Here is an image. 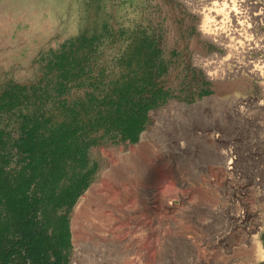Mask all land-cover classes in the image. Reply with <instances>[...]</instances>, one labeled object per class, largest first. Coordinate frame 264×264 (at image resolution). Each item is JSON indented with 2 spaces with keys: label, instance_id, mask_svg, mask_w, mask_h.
Segmentation results:
<instances>
[{
  "label": "rangeland",
  "instance_id": "374dc122",
  "mask_svg": "<svg viewBox=\"0 0 264 264\" xmlns=\"http://www.w3.org/2000/svg\"><path fill=\"white\" fill-rule=\"evenodd\" d=\"M214 1L0 0V100L10 84L27 85L22 105L0 111V130L11 138L21 136L23 116L64 118L56 99L88 108L93 98L104 100L118 85L148 75L155 90L168 94L148 112L135 143L117 133L94 135L100 144L89 150L92 180L68 212L57 214L68 219L67 264H264V112L259 106L239 110L243 100L259 103L264 88L207 35L202 13ZM225 6L246 12L253 36L264 41V0H226ZM84 37L93 46L82 45ZM63 53L80 59L70 82L55 66ZM214 54L215 69L223 68L215 74L207 64ZM150 90L139 88L132 96L147 97ZM178 104L187 110L174 121L181 136L173 143L183 146L163 147L139 174L130 159ZM193 122L207 124L203 133L197 130L207 134L204 140L187 137ZM194 151L198 161L183 166ZM228 152L234 157L230 169ZM82 202L76 239L72 217Z\"/></svg>",
  "mask_w": 264,
  "mask_h": 264
},
{
  "label": "trees",
  "instance_id": "16d2710c",
  "mask_svg": "<svg viewBox=\"0 0 264 264\" xmlns=\"http://www.w3.org/2000/svg\"><path fill=\"white\" fill-rule=\"evenodd\" d=\"M82 45L93 46V39L84 37ZM56 59L65 81L78 76L73 70L80 59L66 53ZM148 86V96L135 100L132 93ZM25 91L27 85L10 84L0 111L22 105ZM167 97L155 90L148 75L118 85L104 100L93 98L88 108L56 99L54 107L65 117L23 116L17 139L0 130V264H67L71 234L67 216L57 214L68 212L92 180L96 167L90 164L89 150L100 144L94 135L103 131L104 139L117 133L135 143L148 112ZM93 103L99 107L96 115Z\"/></svg>",
  "mask_w": 264,
  "mask_h": 264
},
{
  "label": "bare ground",
  "instance_id": "6f19581e",
  "mask_svg": "<svg viewBox=\"0 0 264 264\" xmlns=\"http://www.w3.org/2000/svg\"><path fill=\"white\" fill-rule=\"evenodd\" d=\"M225 3H226V0H215L213 3L210 4V6H211L210 8L206 7L203 9L202 14L204 17V19H203L204 29H205L207 35H209L213 41H215L217 43H221V45L228 52H230L231 56L232 55L235 56L238 65H241V67L245 71H247L254 79L260 80L261 81L260 84H261L262 88H264V58H259L258 56H256L257 53L260 51L264 53V46H262V44H261L264 41H263V39H256V37L253 36L252 31H251L252 27H251V24L248 23L249 19H247L248 16H247L246 12L243 14L241 11H238L237 8L228 9V7L225 6ZM248 4L250 6H252L254 4V2L249 1ZM248 14H251V12H248ZM258 15H259V13H258ZM248 31H249V34L247 33ZM252 53H255L256 55H252ZM216 61H217V55L214 54L213 56H211L209 58L207 64L212 69H215ZM202 62H203V60L201 58H196V60H195L196 64H201ZM219 69H223V68H221V66L218 65V70ZM218 70L215 69L212 72L215 74ZM223 74H224V71H221V75H223ZM263 96H264V89H263ZM254 99L253 100L252 99L251 100H243L239 106V110L242 113H248L249 110L252 108V106H259L260 108L263 109V112H264V97L261 99L256 98L259 103L254 102ZM170 108H172V111H174L173 113H169L170 118H169V115L164 116V122L165 123L164 124L161 123V125H160V122H159V125L156 126V128H158V131L157 130L151 131L149 134H147L143 137L144 138L143 142H141L136 149V152H135L136 157L130 159V161L127 159L129 161V165L131 164L130 167L132 166V168H133V165H134L135 167L138 168L139 174L142 173L143 170L146 169L145 166H147L150 162L154 161L157 157L160 156V153H162V151H163V147H164V149H167V150H168V148H173V147L176 148L177 147V150H178V147L183 146V145H180L179 143L176 146L177 143H173V142H177L175 140H179V136H181L180 130L174 129V127L179 125L180 123H178L176 125L174 121H175V119H177V117L182 116L181 113L183 111L187 110L186 109L187 107L183 104H178V105L170 106ZM194 108H195V105L191 107V109H194ZM156 120L159 121V118L156 117ZM192 120L194 122H195V120H197V122H198V119L196 116H193ZM208 120H209V118H208ZM209 121H206L205 123H208ZM194 122H193L192 127L189 129L190 131L188 132L189 134L187 137L189 138V136H191L192 137L191 140L195 143L198 140H204L205 136H207L206 133L204 135L202 134L205 131V129L207 128V124L206 125L203 124V126L198 128V126L201 125V124L198 125V123H200V122H198L197 125H196V123L194 124ZM174 124H175V126H174ZM163 125L165 127V130H164L165 135H163V138L160 139V128ZM199 129H202V133L197 131ZM183 135H184L183 137H185V133ZM148 137H150V138H148ZM160 141H161L163 146L160 144ZM207 149H208V147H207ZM202 151H203V149H202ZM205 151L200 152V153L205 154ZM207 152H209V151H207ZM193 153L194 154L189 155L190 157L188 156L189 157L188 162L183 161L184 163H182L179 161L180 164L182 163L183 166L186 163L187 164L189 163V165H193V162H197L199 159V158L197 159L195 157V153L197 154V152L194 151ZM188 154H186V155H188ZM127 157H128V155H127ZM227 157H228V161H227V163H225V165H226L227 169H230L231 165H233L234 157L232 156V154L230 152H228ZM204 160L207 161L206 159H203V161H202L203 163H205ZM216 161H217V159L214 161V163ZM209 163L211 164V162H209ZM217 163H219V162H217ZM217 163H215V164H217ZM187 164H186V166H187ZM127 166H128V163H127ZM191 168L193 169V167H191ZM120 169L121 168L115 169V172H116V170H120ZM133 170H134V168H133ZM121 172H122V170H121ZM125 174H126V172H125ZM91 197L92 196H91V191H90L86 195V199H87L86 201H91ZM83 205H84V202H82L76 208L75 214L72 217L73 218L72 230H73V233H74L76 239L79 238V235L81 233V226H80L79 222H80V217L82 214L81 209H82ZM83 213H84V211H83Z\"/></svg>",
  "mask_w": 264,
  "mask_h": 264
}]
</instances>
